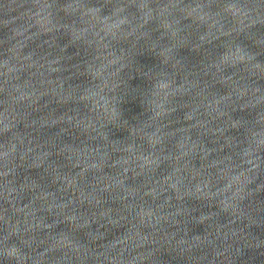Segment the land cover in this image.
Here are the masks:
<instances>
[{
    "label": "water",
    "instance_id": "1",
    "mask_svg": "<svg viewBox=\"0 0 264 264\" xmlns=\"http://www.w3.org/2000/svg\"><path fill=\"white\" fill-rule=\"evenodd\" d=\"M0 264H264V0H0Z\"/></svg>",
    "mask_w": 264,
    "mask_h": 264
}]
</instances>
